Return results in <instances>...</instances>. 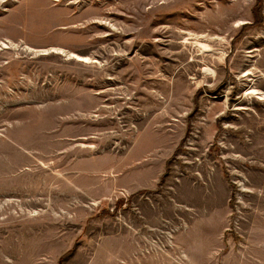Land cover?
<instances>
[{
	"label": "rangeland",
	"instance_id": "374dc122",
	"mask_svg": "<svg viewBox=\"0 0 264 264\" xmlns=\"http://www.w3.org/2000/svg\"><path fill=\"white\" fill-rule=\"evenodd\" d=\"M0 264H264V0H0Z\"/></svg>",
	"mask_w": 264,
	"mask_h": 264
}]
</instances>
